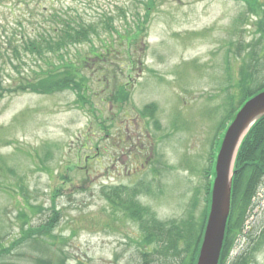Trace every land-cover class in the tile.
I'll return each instance as SVG.
<instances>
[{
    "label": "rangeland",
    "instance_id": "obj_1",
    "mask_svg": "<svg viewBox=\"0 0 264 264\" xmlns=\"http://www.w3.org/2000/svg\"><path fill=\"white\" fill-rule=\"evenodd\" d=\"M58 1L39 0L30 17L14 0H0L6 85L20 72L31 80V67L54 72L33 55L15 68L5 54L7 37L23 27L37 32L46 23L39 12ZM145 1L61 0L88 21L105 13L115 19V33L100 24L91 43L71 47L61 61L82 69L84 101L72 90L0 98V264H141L142 224L119 206L117 186L129 189L122 188L129 204L148 209L145 219L181 220L204 210L232 121L221 129L234 78L246 61L258 69L252 84L264 81V24L245 0H162L130 41ZM25 15L29 21L18 25ZM256 202L246 231L259 233L264 183ZM32 227L40 228L37 239L18 240ZM259 236L241 237L230 259L260 241L251 264H264Z\"/></svg>",
    "mask_w": 264,
    "mask_h": 264
},
{
    "label": "trees",
    "instance_id": "obj_2",
    "mask_svg": "<svg viewBox=\"0 0 264 264\" xmlns=\"http://www.w3.org/2000/svg\"><path fill=\"white\" fill-rule=\"evenodd\" d=\"M162 0H146L144 2L146 15L143 19L138 18L137 32L132 34V39L136 40L137 35L141 33L143 27L146 25L149 16L148 14L156 8L157 3ZM255 1V2H253ZM19 3L20 9L26 7L29 11V16H33L34 12L32 5L39 2V0H14ZM247 6L257 14L258 20L264 24V3L259 0H245ZM45 10L46 7L43 6ZM28 14V13H27ZM38 14V13H37ZM43 16V22L37 27L34 34H27L24 30L20 32L15 30L13 34L7 37L6 58L9 59L12 66L17 68L18 65L27 62L24 56L33 55L39 58L44 64H49L55 68L54 72L47 70H40L31 67V80L26 78L20 72L18 82L13 85H6L3 81L0 72V98L6 94L20 93V92H35V93H55L64 90L75 91L82 101L87 97L88 87L86 79L81 76L82 69L76 67L72 61L68 63H61L65 53L73 46L91 43L94 36L99 33V25L102 24L107 32L115 33V19L111 13L102 14L99 20L88 21L85 14L81 13L77 6L66 5L61 0L53 7V10H46L39 12ZM20 18H22L20 16ZM24 19L17 20L18 25L24 21H29L28 17L23 16ZM99 21V22H98ZM17 25V26H18ZM101 25V26H102ZM22 26V25H21ZM18 29V28H17ZM112 33V34H113ZM54 57L60 58V63L57 65L54 62ZM15 61L19 62L15 65ZM243 68L240 72L241 78L237 80L234 78V93L229 92L226 98L229 102V115L225 119L221 129L225 128V124L229 119L233 120L239 109L245 104L247 100L264 90V81L252 84V78L258 69L253 70L251 65H247L246 61L243 63ZM51 69V67H50ZM0 70H3L0 67ZM59 71V72H58ZM57 72V73H55ZM231 78V77H230ZM235 82H237L235 84ZM115 95L116 99H123L126 94L123 93V88L127 84L121 86ZM128 88V87H127ZM149 108H144L145 112ZM214 167V163H213ZM215 177V168L211 173ZM264 183V116L261 117L248 131L244 137L235 161L234 174L232 178V193H231V211L227 224V230L224 240V245L221 252L219 264H251L254 259V253L260 244L258 241L254 243L252 251H243L233 260L230 255L236 245V242L241 237H249L252 242L256 235L259 238L264 236V228L260 232H253V230L246 231L249 219L253 215L255 206L257 205V197ZM122 188L114 187L116 191L112 193L116 196H122L123 202L120 207L124 208L128 213H131L133 218H138L142 224V238L138 239V251L141 254V264H197L201 244L203 241L206 221L210 211L211 204V187L209 189L208 199H206L205 208L200 214L190 212L185 218L181 220L159 221L157 219H145L141 212H147L148 209L140 206L131 205L125 201L122 194ZM110 193V198L112 197ZM117 201V200H116ZM116 204V202H113ZM136 204V203H135ZM196 208V207H195ZM194 208V209H195ZM57 213V212H55ZM21 216H25L24 214ZM47 232L49 221L46 223ZM40 228H29L23 231L24 239H37ZM255 235V237H253ZM252 237V238H250ZM28 241V240H26Z\"/></svg>",
    "mask_w": 264,
    "mask_h": 264
},
{
    "label": "water",
    "instance_id": "obj_3",
    "mask_svg": "<svg viewBox=\"0 0 264 264\" xmlns=\"http://www.w3.org/2000/svg\"><path fill=\"white\" fill-rule=\"evenodd\" d=\"M264 116V90L250 98L228 126L217 155L211 205L197 264H219L231 211L232 178L239 147Z\"/></svg>",
    "mask_w": 264,
    "mask_h": 264
}]
</instances>
